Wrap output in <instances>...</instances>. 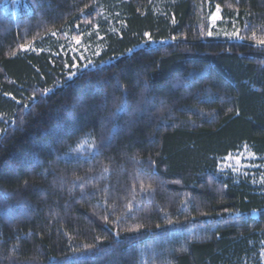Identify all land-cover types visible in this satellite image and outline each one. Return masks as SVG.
<instances>
[{
    "label": "trees",
    "instance_id": "16d2710c",
    "mask_svg": "<svg viewBox=\"0 0 264 264\" xmlns=\"http://www.w3.org/2000/svg\"><path fill=\"white\" fill-rule=\"evenodd\" d=\"M261 41L264 0H0V264H264Z\"/></svg>",
    "mask_w": 264,
    "mask_h": 264
},
{
    "label": "rangeland",
    "instance_id": "374dc122",
    "mask_svg": "<svg viewBox=\"0 0 264 264\" xmlns=\"http://www.w3.org/2000/svg\"><path fill=\"white\" fill-rule=\"evenodd\" d=\"M6 1V4L8 6H12L14 7V12L17 11L18 7L22 4V2L24 0H5ZM149 45H152V46H158L157 44L155 43H151ZM160 45V44H159ZM72 53L74 54H77L80 59L85 63V67H83V69H86L87 67H91V61H88V57L86 56V52L84 53H80L78 51V48H76L75 46L72 47ZM82 68V67H81ZM232 165H235V166H232ZM226 166L229 168V169H234V168H237V169H242L243 168V165L241 164V159L240 158H235V159H231L227 162Z\"/></svg>",
    "mask_w": 264,
    "mask_h": 264
},
{
    "label": "snow or ice",
    "instance_id": "6c2138e0",
    "mask_svg": "<svg viewBox=\"0 0 264 264\" xmlns=\"http://www.w3.org/2000/svg\"><path fill=\"white\" fill-rule=\"evenodd\" d=\"M217 12H219V6H217ZM217 17L213 16L212 19H216ZM209 35H211V32H209ZM233 35H238V32H234ZM261 43H264V41H261Z\"/></svg>",
    "mask_w": 264,
    "mask_h": 264
}]
</instances>
